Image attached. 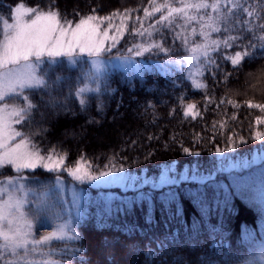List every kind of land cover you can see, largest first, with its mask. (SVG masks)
Instances as JSON below:
<instances>
[{
	"label": "trees",
	"instance_id": "obj_1",
	"mask_svg": "<svg viewBox=\"0 0 264 264\" xmlns=\"http://www.w3.org/2000/svg\"><path fill=\"white\" fill-rule=\"evenodd\" d=\"M8 1L0 0V14L7 12L8 5L18 3L56 10L62 18L78 20L117 12L123 36L106 54L142 51L139 57L163 63L190 56L198 68L196 83L184 64L168 72L145 70L140 76L110 70L90 77L84 61L69 65L58 59L43 62L40 84L5 98L24 109L16 123L24 137L32 138V129L37 133L64 129V123H58L63 116H69L70 127L79 119L92 126L125 122L128 128L121 131L119 139L99 148L90 142L92 145L85 146L74 160L71 156L76 145L73 148L69 142L43 136L46 143L41 147L35 137L32 139L42 151L67 155L65 168L82 159L87 168L97 172L122 167L126 173L146 178L126 189L89 186L82 214L75 223L80 239L48 243L46 249L51 255L65 264H117L121 253L128 264H264V141L254 138L257 133L264 134V107H256L264 105V0H220L219 12L190 7L180 15L173 14L171 23L166 20L163 24L158 22L168 15L169 8L162 5L182 8L184 3L195 4L198 0H82L73 4L70 0H62V4L58 0ZM207 2L211 4L213 0ZM155 7L161 10L156 12ZM209 17L216 19L213 26L221 31L208 28L212 23ZM202 32H209L210 38L205 39ZM212 40L221 43L214 51L209 48L208 58L215 61L209 64L201 51ZM224 40H230L231 46L225 47ZM155 45L170 51L160 52ZM145 48L152 50L144 51ZM193 48L197 50L193 52ZM237 51L251 55L234 66L228 57ZM85 81L92 89L99 86L100 92L77 96ZM197 84L203 87H195ZM52 98L61 100L50 104L55 113L54 129L41 121L45 116L44 102ZM79 99H84L85 105L81 106ZM189 105L194 107L189 109ZM58 109L63 114L57 113ZM125 113L133 116L135 124ZM156 142L166 151L164 154L156 152ZM89 148L94 150L95 154L91 153L96 160L86 156ZM217 148L230 152L232 158L247 154L251 161L254 151L261 156L247 166L225 167ZM168 166V171L177 176L195 173L211 175L212 179L203 185L187 179L156 188L152 186L156 182L146 181ZM6 168L0 175L13 171ZM27 173L40 177L49 174L42 168ZM202 189L208 194L203 203L198 196ZM97 190H101L99 197ZM107 192L114 195L105 200ZM34 212L36 229H43L45 211ZM56 222L54 219L47 225ZM72 249L80 251L73 253Z\"/></svg>",
	"mask_w": 264,
	"mask_h": 264
},
{
	"label": "rangeland",
	"instance_id": "obj_2",
	"mask_svg": "<svg viewBox=\"0 0 264 264\" xmlns=\"http://www.w3.org/2000/svg\"><path fill=\"white\" fill-rule=\"evenodd\" d=\"M8 1V0H6ZM59 3L62 4V0H58ZM82 0H70V2L77 3L81 2ZM10 3V1H8ZM18 4H10V6H7V12H2L0 14V42L4 40L5 35L9 32V29L6 27L7 24H12L14 21L12 20V15L15 10V8L20 5ZM25 7H30L34 10V13L36 12H48L42 9H38L35 7H32L30 5L23 4ZM57 13V18L60 21V25L68 28V29H74L75 25L79 22L78 19H69V18H62L60 13L56 10H50ZM4 13H8L5 15ZM34 13H29L27 18H34ZM117 12H114L112 15H103V16H95V15H89L93 16L95 19L92 21L93 24H96L98 26L97 32L99 39L103 40V43L101 45L102 51L97 56L95 53L92 55H89L88 53H81L79 51V48H77L73 53L68 55H62V56H56V57H49L47 54H45L40 60H35V58H32L30 61L31 67L29 69H23L21 68V71H28L31 72L33 76L37 78V80L41 81V77L39 75V69L43 62H54L59 58H62L66 61L69 65H76L80 62H86V68L88 71L86 73L92 77V76H98L102 74L105 71L110 70H121L129 75L134 76H140L145 70H158L161 72H167L172 67L184 64L187 67L188 74L193 82H197L198 78V68L197 66H194V60L188 59V57L184 58L179 64L174 63H163L159 60H151V59H144L142 57H139L137 55L131 54V55H124V54H116V55H109L106 54L109 52L117 43V41L122 38V22L121 18L119 17V14H115ZM87 17V16H86ZM85 16L81 17V19L86 18ZM118 19V20H117ZM102 23L104 26L102 27ZM106 34V37H105ZM146 47H150L153 45H145ZM190 57V56H189ZM178 58V57H177ZM53 64V63H50ZM159 68V69H158ZM32 86L38 85L40 83H37L35 80L31 82ZM17 87L16 89H18ZM84 89L83 93L91 91L92 86L90 85L89 81H85V83L79 88ZM16 91L9 92L8 90H4V95L0 97V132H2L3 136H10V139L5 140V144L8 147H14L16 144L20 143L22 140L27 141L30 145L31 150H35L39 152V154L43 157H45V162H47L48 157L52 158V161L55 162L56 160H61L62 164L60 168H58L56 171L49 172L46 170L49 174L47 177H40L33 174L27 173V170H34V169H22L20 170V173H15L13 171H17L14 166L10 164H3L0 165V172L2 168L7 167L8 169H11L13 171H7L6 175L0 176V202L8 201L9 197H13L15 199H23L25 200L23 211L27 214V219L31 221V235L28 237L29 239V254L27 257H25L23 260L19 261V264H58L57 260L52 259L50 256L51 254L47 253L42 254L38 251L39 244L44 245L48 244L53 240L45 241L43 240V237L49 236L52 233H56L57 235H63L65 238L68 239L69 236L76 235V229H75V221H76V211L78 210L81 214V202H83V197L85 194V190L88 189L89 185L91 186H97L98 188L101 187H109V186H120L124 188V186L120 184H114V183H105V181H109L112 179V176L108 177H101L99 180L91 181V182H84L81 183L79 181H76L73 177H71L68 173V170H65L63 172V169H75L77 166H79L83 172H87L91 175H99L101 171L97 172V169H89L85 166L87 164L84 160H78L77 163L73 167H64L65 158L68 160L67 155L64 156L62 154H58L57 152L48 151V150H41L39 148L42 143H46L42 137L45 136L46 138L51 139V141H58V142H65V144H68L69 146L73 147V144L76 145L77 148L75 149V154L71 156V158L74 160L79 152L81 150H85L86 147H90V142L94 143L95 148L99 147H105L108 143H112L115 139H119L121 136V131L125 128H128V124L125 122L118 120L111 123H104L100 126H92L89 125V122L86 120L80 121H73L72 127H70L71 120L69 119V116H63V118H60L58 123H64V129L60 130H50L45 129L44 133H37L35 130L32 129L31 136L32 138L35 137L34 140L37 139V142L39 145H36L34 143V140L29 137L21 136L20 131L16 128V123L18 119L21 116V112L24 110L20 108L19 106H16L12 103L4 101L5 98L10 96L11 94L15 93ZM81 95V94H80ZM80 97V96H79ZM57 102L61 103V100L59 99H47L44 102L45 107L43 108L45 111V116L42 118L44 122L46 121L47 124H51L55 122V113L52 110L53 108L50 106V104ZM62 109H58L57 113H61ZM135 110H133L134 114ZM126 114V117H130V119L133 117L131 114ZM69 119V120H68ZM65 120V121H64ZM75 120V118H74ZM132 120V119H131ZM64 121V122H63ZM135 121L132 120V123ZM55 127V126H54ZM54 127H52L54 129ZM51 128V129H52ZM54 131V132H53ZM18 134V135H17ZM72 144V145H71ZM42 147V146H41ZM156 152L158 154H164L165 152L160 149V145L156 142ZM77 149V150H76ZM0 151H3V149H0ZM95 154L94 150L89 148V151L86 153V156L90 159L96 160L95 157H93L92 153ZM260 152L252 153L251 155V161L256 162L261 155H259ZM222 155V159H225L222 166H225L230 164L231 167H241L242 165L247 166V163L250 164L251 161L247 160L248 155L245 154V156H240L236 158L231 157L230 152H220ZM246 157V158H244ZM69 158V161H72V159ZM241 158V159H240ZM228 160V161H226ZM69 161H67L69 163ZM228 167V166H227ZM6 168V169H7ZM38 168H40L38 166ZM43 169V168H42ZM116 168L108 169L105 171H109L114 173L115 175L119 176H128L134 178L132 181L128 182L133 188L135 185H138L139 183H143V181L146 179L140 175H134L126 173V171L122 172H114ZM169 166L167 168H163L158 174V176L153 177L152 179L146 180L147 182H156L158 183L159 177L162 173L167 172L170 176H175L177 178L180 177L170 171H168ZM230 169V168H228ZM54 172H58V174L54 175ZM63 172V173H61ZM14 174V175H13ZM66 175L69 177H66ZM152 177V176H150ZM148 177V178H150ZM147 178V179H148ZM127 188V187H126ZM74 194L79 197L78 204L74 207L73 205V197ZM98 197L101 195V190H97ZM114 193L107 192L104 194L103 199H109V197H112ZM97 197V198H98ZM96 205V204H95ZM50 206V207H49ZM30 207V208H29ZM46 209L47 217L49 220L51 218H59L60 220L58 223H53L52 226H48L44 220L45 225L42 227L43 229H36L35 227V219L34 215L37 208ZM49 207V208H48ZM48 208V209H47ZM32 209V210H31ZM58 212L57 215H55ZM6 225V221L3 222ZM67 225V227L64 229V231H61V226ZM63 239V240H64ZM38 242V243H37ZM98 242V241H96ZM4 241L2 238H0V244H3ZM105 249V248H104ZM98 255L100 254L101 248L97 247ZM100 250V251H99ZM102 252V251H101ZM124 253H121L117 256V260L115 261L117 264H128L127 261L123 259ZM98 261L100 258L97 259ZM6 261H17V257L10 254H5L3 257H0V264H5Z\"/></svg>",
	"mask_w": 264,
	"mask_h": 264
},
{
	"label": "snow or ice",
	"instance_id": "obj_3",
	"mask_svg": "<svg viewBox=\"0 0 264 264\" xmlns=\"http://www.w3.org/2000/svg\"><path fill=\"white\" fill-rule=\"evenodd\" d=\"M155 2V0H153ZM161 7L169 8L167 16H162L161 20L158 22L163 24L164 21H169L171 23L173 14L180 15L188 8H196L201 10H206L208 8L213 9L214 12H219L221 7L220 0H213L211 4L207 0H198L195 4L184 3L182 8H170L166 3ZM161 7H155L154 11L158 12ZM146 11V15L149 14ZM29 13H34V10L30 7H25L23 4L18 5L12 15V20L14 23L7 24L6 27L9 32L5 35L4 40L0 42V97L4 95V90L9 92L15 91L17 87L25 88L32 86V81L41 83L42 81L37 80L35 76L28 71H21L20 69H29L31 67L30 61L32 58L35 60H40L45 54L49 57H56L62 55H68L73 53L77 48L81 53H88L92 55L95 53L97 56L101 53V45L103 40L99 39L96 24L92 21L95 19L93 16H87L86 18L80 19L75 25L74 29H68L60 25V21L57 18V13L54 11L48 12H36L34 13V18H27ZM185 19H188L185 17ZM212 23L208 24V28L211 31L219 32L220 28L214 27L213 24L216 23V19L209 17ZM203 23V21H202ZM205 39L210 38L209 32H202ZM106 37V34H105ZM221 41L212 40L211 44H204L202 46L201 55L207 59L209 64H214L215 61L208 58L209 48L214 51L219 47ZM223 44L225 47L231 46L230 40H224ZM155 47L163 53H167L170 50L164 48L161 45H155ZM197 48H201L197 45ZM197 48H193L192 51L195 52ZM152 48H145L144 51H151ZM135 55H143L142 51H136ZM251 55L248 52H235L234 56L228 57L231 64L234 66L240 65L245 57ZM183 59V58H181ZM181 59L169 60L167 63L179 64ZM191 59V57H188ZM197 88L203 87L202 84L195 85ZM97 93L100 92L99 86L95 89H90ZM84 89H78L76 95L80 96ZM79 104L81 106L85 105L86 101L84 99H79ZM102 108V105H98ZM189 109L194 107V105H189ZM256 107H264V105H256ZM187 114V113H186ZM91 122V121H90ZM18 135V134H17ZM10 136H3L0 132V165L10 164L15 167L17 172L22 169H37L38 166L43 169H47L49 172L56 171L60 168L62 161L56 160L52 161L51 157H48L47 162H45V157L41 156L39 152L30 149V145L27 141L22 140L20 143L16 144L14 147H8L5 144V140L10 139ZM256 141H264V134L257 133L255 135ZM243 142V141H242ZM187 148L184 152H188ZM217 152L221 149L217 148ZM244 165H242L243 167ZM224 170L223 168L220 169ZM124 169L116 168L114 172H122ZM68 173L76 181L84 183L86 181H96L101 177L112 176V179L105 181V183L120 184L124 187L131 186L128 182L132 181L134 178L128 176L115 175L109 171H101L99 175H91L87 172H83L82 169L77 166L75 169H69ZM191 179L193 181L199 182L203 185L206 181H211V175L204 177L198 174H193L192 176H180L179 178L175 176L168 175L164 172L160 175L158 183H154L152 186L163 187L165 185H175L181 180ZM207 193L203 189L198 193L200 202L203 203L207 199ZM215 197V193H213ZM79 197L74 194L73 205L74 207L78 204ZM25 200L15 199L9 197L8 201L0 202V238L3 239L4 243L0 244V257L5 254L14 255L17 257V261H6L5 264H19L20 260H23L29 254V239L31 235V221L27 219V214L23 211ZM50 207V206H49ZM48 207V208H49ZM47 208V209H48ZM42 208H37L36 212L39 213ZM58 212L55 214L57 215ZM75 215L79 217L81 214L77 210ZM7 222L6 225L3 222ZM67 225L61 226V231ZM65 237L63 235H57L55 232L49 236L43 237V240H63ZM68 239H80L78 235L69 236ZM38 243V242H37ZM73 253L79 252L80 249H72ZM151 254V253H149Z\"/></svg>",
	"mask_w": 264,
	"mask_h": 264
}]
</instances>
